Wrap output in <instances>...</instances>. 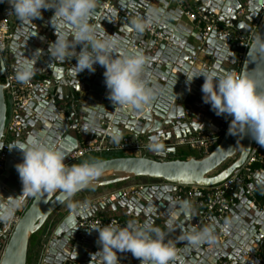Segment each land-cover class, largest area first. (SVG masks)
I'll return each instance as SVG.
<instances>
[{
    "label": "water",
    "instance_id": "water-1",
    "mask_svg": "<svg viewBox=\"0 0 264 264\" xmlns=\"http://www.w3.org/2000/svg\"><path fill=\"white\" fill-rule=\"evenodd\" d=\"M184 6L191 10L195 6L203 15L228 25L233 34H245L263 10L264 0H98L91 23L100 31L115 34L123 42L121 51L138 50L148 59L142 78L152 89L153 98L148 105L131 109L115 105L108 98L103 66L97 63L93 65L94 72L84 70L76 74L75 57L66 58L62 64L48 55V45L56 39L54 27L48 22L53 9H42L40 18L22 23L10 14L12 6L8 0L0 3V15L10 19L14 33L8 50L0 52V150L8 120V73L16 74L21 62L30 57L35 65L34 75L26 83H34L35 87L31 101L22 108L23 129L10 144L0 175V217H10L0 219V264H27L31 238L46 225L49 229L40 256L42 259L46 253L45 264H103L94 255L102 248L95 229L100 227H84V221L95 218L109 206L128 207L134 209L135 216L145 217L136 228L145 224L155 226L156 219L178 213L174 205L190 202L188 198H179L177 186H216L244 165L254 140L247 133L230 134L229 125L218 145L201 157L171 159L176 152L165 150L173 146L177 149L176 141L195 133L216 131L221 117L213 110L205 113L191 109L211 110L202 100L203 76L194 77L188 84L183 72L214 68L221 74L233 73L235 64L231 37L212 31L203 40L200 31L188 22ZM150 8L162 10V15L149 28L161 32L167 40L151 38L147 30H130V20L134 16L145 17ZM258 36L264 39V21ZM257 37L248 49L241 75L255 78L259 90L264 91V73L260 71L264 69V53L251 48ZM38 49L41 54L33 55ZM79 50L77 45L76 51ZM89 111L98 116L94 131L91 127L85 131ZM113 127L121 130L122 137L129 136L130 146L142 145L138 154L99 160L104 165L103 174L71 197L59 191L40 198L22 194L23 185L15 165L23 161V153L11 147L13 143L32 137L63 151L66 160L88 136L105 135L111 139ZM137 178L162 184L146 186L129 198L114 189L106 194L109 198L105 203L91 209L78 208L84 202L79 196L86 191L116 187ZM236 198L238 204L225 221L212 220L209 227L216 235L212 245L192 246L180 240L182 232L194 227L197 213L193 209L191 217L183 216L187 225L181 222L173 228L180 252L172 264H264V168L254 173ZM20 206L24 211L13 225L11 220ZM114 251L117 264H140L130 251Z\"/></svg>",
    "mask_w": 264,
    "mask_h": 264
},
{
    "label": "clouds",
    "instance_id": "clouds-1",
    "mask_svg": "<svg viewBox=\"0 0 264 264\" xmlns=\"http://www.w3.org/2000/svg\"><path fill=\"white\" fill-rule=\"evenodd\" d=\"M3 0H0L2 3ZM12 6L11 15L20 22L32 21L42 16V9H53L49 23L54 27L56 39L48 45V55L53 61L62 63L66 58L75 57L76 74L84 70L95 71L94 64L105 68L104 83L108 98L115 105L140 109L148 105L152 98V89L142 78L148 62L143 52L138 50L121 51L123 42L115 34L100 31L91 23L97 8L98 0H8ZM162 15L160 9H148L145 17L134 16L130 20V30L143 33L154 23L159 22ZM80 46L79 52L76 46ZM252 50L264 53V39L260 36L253 42ZM117 53H119L117 55ZM35 54H41L38 49ZM264 73V69L260 70ZM35 65L31 57L21 62L16 69V80L27 83L34 75ZM186 83L190 84L194 77L203 76L201 85L202 100L209 104L217 116L227 115L232 119L229 124L230 134H245L259 145L264 146V91L259 90L255 78L248 75H234L232 72L218 73L214 68L192 71L185 70ZM97 113L89 111L88 124L85 131L91 127ZM113 142L119 143L122 132L113 127L110 132ZM23 153V161L15 165L23 185L22 194L40 198L45 193L61 192L71 197L92 182L104 172L102 161H84L80 164L67 166L65 153L29 137L24 142L13 143ZM12 207H15L13 204ZM178 213L191 217L193 209L188 201H182ZM178 213H173L172 219L166 222V229L173 231V221ZM0 219H10L9 216ZM99 232L100 251L95 253L103 264H117L114 250L130 251L140 264H172L177 256L174 245L165 240L166 232L159 226L145 224L136 228L129 223L123 228L105 225L95 228ZM180 240L189 245H212L216 242L214 229L205 226L197 230L191 228L182 232Z\"/></svg>",
    "mask_w": 264,
    "mask_h": 264
},
{
    "label": "built area",
    "instance_id": "built-area-1",
    "mask_svg": "<svg viewBox=\"0 0 264 264\" xmlns=\"http://www.w3.org/2000/svg\"><path fill=\"white\" fill-rule=\"evenodd\" d=\"M182 1V0H180ZM105 7H109V2L105 3ZM185 8L186 17L194 24L196 29L202 34V39L205 40L212 31L219 34L231 37L232 44L235 47V64L233 66V74L240 76L242 66L252 41L257 37L258 30L264 21V8L258 17L251 24L250 30L245 34H233V31L228 25L219 23L216 19L207 17L202 13ZM129 15V14H127ZM151 38L158 40H167L163 34L152 28L147 29ZM14 36L10 19L6 16L0 15V52L3 54L9 48L10 42ZM16 74L8 73L9 89L7 91V98L11 102V113L8 112V120L5 132V139L2 149L0 150V175L4 171L5 162L8 157L10 144L14 141L17 133L23 129L22 123V108L26 107L32 99V89L35 87L34 83H20L15 78ZM231 116L221 115L217 122V130L214 132H200L195 133L190 137L182 138L176 141L177 146L187 147L200 155L206 154L210 149L218 145L220 139L225 133ZM125 151L124 154H138L130 147L129 136L121 138L119 143H115L112 139H107L105 135L102 138L88 137L85 138L80 146L74 150L65 160L67 166L84 162L85 159L92 156V154H102L104 152ZM122 154V155H124ZM264 168V146L257 144L253 141L251 151L242 167L237 169L227 180L212 186H177L179 195H184L192 200L194 208L198 211V216L195 219L194 228L199 230L202 227L210 226L212 220L225 221L230 211L237 206L238 200L236 194L240 189L249 183L254 173L262 171ZM152 183L144 185H137L128 188H121L122 197L129 198L137 195L141 189L146 186H152L162 183L156 180H151ZM109 195H101L94 197L88 201L83 202L78 208L91 209L95 205L105 203ZM24 208L18 207L17 214L12 218V224L19 220L20 215L23 213ZM129 223H133L139 227L142 221L139 219H130L122 221L116 217L101 218L95 217L84 221L81 225L84 227H104L105 225H112L117 228L125 227ZM177 255L180 252V246L174 245ZM46 253H43L42 259L38 264H45L43 259Z\"/></svg>",
    "mask_w": 264,
    "mask_h": 264
},
{
    "label": "crops",
    "instance_id": "crops-1",
    "mask_svg": "<svg viewBox=\"0 0 264 264\" xmlns=\"http://www.w3.org/2000/svg\"><path fill=\"white\" fill-rule=\"evenodd\" d=\"M194 10H196V7L194 6ZM188 22L189 23H192L188 18H187ZM193 24V23H192ZM205 62H208V59H205L204 60ZM193 111H202V112H205V113H211L212 110H206L202 107H195V108H191ZM89 137V136H88ZM86 137V138H88ZM132 148L133 151L135 152H139V150L141 149L142 145L141 144H136L134 146H130ZM179 147H184V146H177V149L173 146V147H168V148H165L166 151L168 152H176V155H177V151H178V148ZM187 148V147H185ZM175 149V150H174ZM189 149V148H188ZM191 150V149H189ZM193 151V150H191ZM152 152V151H151ZM195 152V151H194ZM131 154V153H130ZM133 154V153H132ZM192 157V156H191ZM152 183V181H150V179H146V178H137V179H132L124 184H121L119 186H116V187H110V188H103V189H97V190H88L86 191V194L85 195H80L79 196V199L82 201L84 200L87 201L88 199H92L94 197H97V196H101V195H106V194H109L110 191L114 190V189H121V188H128V187H132V186H137V185H144V184H147V183ZM164 192H169L165 189ZM176 199H178V197H175ZM179 198H188L184 195H180ZM189 199V198H188ZM190 201V204L192 206V209H194L197 213V216H198V211L194 208L193 206V202L191 199H189ZM134 209L132 210L131 208H128V207H125V208H119V207H106L105 209H102L100 210L96 217H101V218H111V217H116L122 221H125V220H130V219H139L142 221V223L144 222L145 220V217L142 216L141 214H139L138 216H135L134 214ZM230 214V213H229ZM172 216H173V213L171 212L170 215H168L165 219H162V218H158L156 219L155 221V226H159L162 230H164L166 232V236H165V240L166 242L167 241H170L173 245H178V240H177V236H176V233L173 232V231H168L165 227V223L172 219ZM184 215L181 214L180 216L179 215H176V218L175 220L173 221V228L175 229L176 228V225L180 224L181 222V225L183 224L184 226L187 225V222H184ZM196 216V218H197ZM229 216V215H228ZM227 219V218H226ZM43 251V248H37L35 250L36 253H42Z\"/></svg>",
    "mask_w": 264,
    "mask_h": 264
},
{
    "label": "trees",
    "instance_id": "trees-1",
    "mask_svg": "<svg viewBox=\"0 0 264 264\" xmlns=\"http://www.w3.org/2000/svg\"><path fill=\"white\" fill-rule=\"evenodd\" d=\"M116 156H119V155H116ZM191 156L201 157L202 155L198 154L197 152L191 151L185 147H179L177 151V155L175 157H170V158L171 159H175V158L186 159ZM101 159H104V157L103 158L97 157V158H94L93 160H101ZM84 161H92V159L88 157ZM91 190H97V189H91ZM48 229H49V226L46 225L32 236L31 241H30L29 251H28L27 264H38L39 263L41 253H36L35 250L40 247L43 248V243H44L46 234L48 232Z\"/></svg>",
    "mask_w": 264,
    "mask_h": 264
},
{
    "label": "rangeland",
    "instance_id": "rangeland-1",
    "mask_svg": "<svg viewBox=\"0 0 264 264\" xmlns=\"http://www.w3.org/2000/svg\"><path fill=\"white\" fill-rule=\"evenodd\" d=\"M11 102L8 100V112L11 113ZM188 149V148H187ZM125 151H121V150H118V151H113V152H104L102 154H92V156H90L89 158H91L92 160L94 158H97V157H101V158H109V157H113V156H116V155H122L124 154ZM83 162V161H82Z\"/></svg>",
    "mask_w": 264,
    "mask_h": 264
}]
</instances>
